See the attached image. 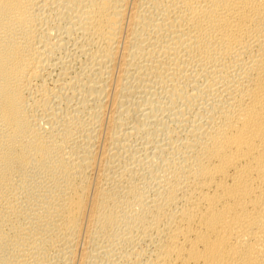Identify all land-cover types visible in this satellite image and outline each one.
Returning a JSON list of instances; mask_svg holds the SVG:
<instances>
[{"label":"bare ground","instance_id":"obj_1","mask_svg":"<svg viewBox=\"0 0 264 264\" xmlns=\"http://www.w3.org/2000/svg\"><path fill=\"white\" fill-rule=\"evenodd\" d=\"M0 264H264V0H0Z\"/></svg>","mask_w":264,"mask_h":264},{"label":"rangeland","instance_id":"obj_2","mask_svg":"<svg viewBox=\"0 0 264 264\" xmlns=\"http://www.w3.org/2000/svg\"><path fill=\"white\" fill-rule=\"evenodd\" d=\"M69 45H70V44L66 45V48H67V49L64 50L63 53H64V54H66V53L69 54V52H70L69 55H70V56H73V53L75 52V47H74L73 45H72V46H71V45L69 46ZM70 47H72V48H74V49L71 50L72 48H70ZM72 51H74V52H72ZM71 53H72V54H71ZM67 54H66V55H67ZM69 55H68V56H69ZM79 59H80V58H78V59L76 60L77 63H79V61L81 60V59H80V60H79ZM79 65H80V64H78V66H79ZM56 72H57V71H56ZM56 72H55V71L51 72V75H52V74H53V75L56 74ZM47 82H48V83H47ZM47 82H46L47 84H50V81H49V80H47ZM109 89H110V88H109ZM107 90H108V89H107ZM104 102H105V105H108V104H106V100H104ZM106 107H107V106H106ZM106 107H105V111H104V113H103V116H104L105 119H106V117H108V115H109V112H108L109 110L107 111L106 109H108V108H106ZM107 112H108V113H107ZM105 113H106V116H105ZM91 178H92V179L95 178V177H94V173H92ZM94 181H95V180H92L93 183H94ZM138 182H141L140 178H139V181H138ZM82 244H83V243H82ZM81 247L83 248L84 245L82 246V245L80 244V245L78 246V251H77V253L80 252V250H82ZM79 248H80V250H79ZM78 254H79V253H78ZM78 254H77V255H78Z\"/></svg>","mask_w":264,"mask_h":264}]
</instances>
